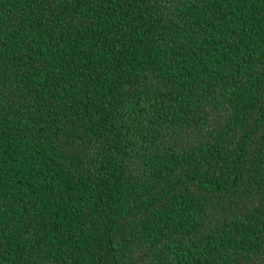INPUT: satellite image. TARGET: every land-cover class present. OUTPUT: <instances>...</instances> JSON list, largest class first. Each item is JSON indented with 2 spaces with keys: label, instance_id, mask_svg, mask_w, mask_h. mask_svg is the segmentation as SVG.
Returning <instances> with one entry per match:
<instances>
[{
  "label": "trees",
  "instance_id": "16d2710c",
  "mask_svg": "<svg viewBox=\"0 0 264 264\" xmlns=\"http://www.w3.org/2000/svg\"><path fill=\"white\" fill-rule=\"evenodd\" d=\"M0 264H264V0H0Z\"/></svg>",
  "mask_w": 264,
  "mask_h": 264
}]
</instances>
